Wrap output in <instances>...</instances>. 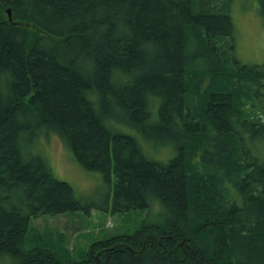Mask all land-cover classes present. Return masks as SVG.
<instances>
[{"label":"trees","instance_id":"16d2710c","mask_svg":"<svg viewBox=\"0 0 264 264\" xmlns=\"http://www.w3.org/2000/svg\"><path fill=\"white\" fill-rule=\"evenodd\" d=\"M233 2L0 0V264H264V62L235 57ZM40 134L101 175L112 213L160 210L72 259L32 220L93 207Z\"/></svg>","mask_w":264,"mask_h":264},{"label":"rangeland","instance_id":"374dc122","mask_svg":"<svg viewBox=\"0 0 264 264\" xmlns=\"http://www.w3.org/2000/svg\"><path fill=\"white\" fill-rule=\"evenodd\" d=\"M233 3L234 55L243 64H260L264 62V22L258 9L253 7L254 4L257 7V2L234 0ZM141 145L151 154L160 148L144 141ZM33 148L35 154L47 162L50 170L52 166L55 178L68 183L83 202L93 207L86 216L41 217L33 222L38 229L63 233L69 240L68 250L72 259L85 257L91 244L105 237L132 234L144 219L153 220L152 217L160 210L159 204L153 201L144 211L112 213L111 190L105 180L100 174L83 169L55 135L40 134Z\"/></svg>","mask_w":264,"mask_h":264},{"label":"water","instance_id":"95a60500","mask_svg":"<svg viewBox=\"0 0 264 264\" xmlns=\"http://www.w3.org/2000/svg\"><path fill=\"white\" fill-rule=\"evenodd\" d=\"M6 14H7L8 19L11 20V14H10V10L9 9L6 10Z\"/></svg>","mask_w":264,"mask_h":264},{"label":"bare ground","instance_id":"6f19581e","mask_svg":"<svg viewBox=\"0 0 264 264\" xmlns=\"http://www.w3.org/2000/svg\"><path fill=\"white\" fill-rule=\"evenodd\" d=\"M146 219H147V218H146ZM34 220H36V219H34ZM34 220H32V224H33ZM147 220H148V219H147ZM148 222H150V220H148Z\"/></svg>","mask_w":264,"mask_h":264}]
</instances>
